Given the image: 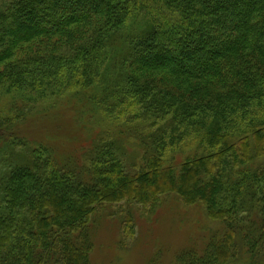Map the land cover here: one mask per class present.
<instances>
[{
    "label": "trees",
    "instance_id": "1",
    "mask_svg": "<svg viewBox=\"0 0 264 264\" xmlns=\"http://www.w3.org/2000/svg\"><path fill=\"white\" fill-rule=\"evenodd\" d=\"M0 91V264H92L99 209L166 197L220 228L173 264H264V0H0Z\"/></svg>",
    "mask_w": 264,
    "mask_h": 264
},
{
    "label": "rangeland",
    "instance_id": "2",
    "mask_svg": "<svg viewBox=\"0 0 264 264\" xmlns=\"http://www.w3.org/2000/svg\"><path fill=\"white\" fill-rule=\"evenodd\" d=\"M63 97L61 100L65 101L67 95ZM12 102V97L0 91V116L12 117L14 111L18 112L12 110ZM65 112L69 110L66 109ZM49 116L71 117L67 113L58 114L56 111ZM47 124L49 128L58 123ZM39 128L41 127L25 128L22 132L36 137ZM196 142L192 136H185L180 146L184 152L178 157L184 158L186 154L193 153V144ZM180 201L175 197H166L155 212H149L138 205L128 206L124 202L108 205L102 211L99 209L95 214L99 216L92 225L94 248L91 263L152 264L151 261H156L157 264H173L177 255L186 249L202 252L213 233L220 229L219 222L209 220L201 206L187 207ZM125 210L132 211L135 232L133 237L121 230V219H126V214L122 212ZM235 264L245 263L237 261Z\"/></svg>",
    "mask_w": 264,
    "mask_h": 264
}]
</instances>
